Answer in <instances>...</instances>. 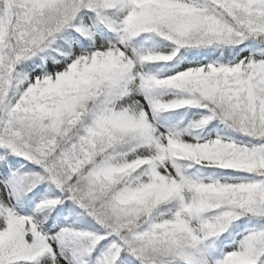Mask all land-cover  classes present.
I'll return each instance as SVG.
<instances>
[{
    "label": "snow or ice",
    "instance_id": "obj_1",
    "mask_svg": "<svg viewBox=\"0 0 264 264\" xmlns=\"http://www.w3.org/2000/svg\"><path fill=\"white\" fill-rule=\"evenodd\" d=\"M0 264H264V0H0Z\"/></svg>",
    "mask_w": 264,
    "mask_h": 264
}]
</instances>
